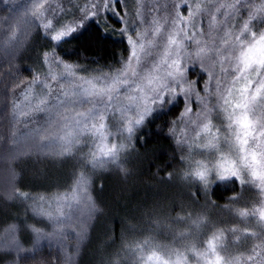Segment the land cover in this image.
Segmentation results:
<instances>
[{"label":"trees","instance_id":"1","mask_svg":"<svg viewBox=\"0 0 264 264\" xmlns=\"http://www.w3.org/2000/svg\"><path fill=\"white\" fill-rule=\"evenodd\" d=\"M71 2L74 0H46L45 8L49 11L45 18L61 15L63 23L77 21L83 15L82 4L70 17H64L60 11ZM226 2L230 0H208L205 6L211 9L217 3ZM138 3L143 7L138 9ZM243 3L246 7L235 18L229 17L233 32L248 19L249 11L264 5V0H243ZM122 4L125 12L126 7L127 13L132 15L139 10L145 19L150 13L159 16L164 10L159 7L161 4L171 7L169 0H122ZM33 7L32 0H0V237L10 229L16 245V250L0 248V264H139V253L133 251L134 246L148 238L151 244L154 241L170 244L173 239L167 234L175 226L173 221L177 217L190 221L200 216L217 228H237L239 219L246 220L238 212L244 209L251 212L252 207L259 206L261 193L258 189L234 180L210 179L205 187L190 176L185 182L179 178L188 172L192 157L186 158L176 141L181 131L190 136L193 125L203 119V115L197 119L196 114L202 113L200 98L204 96V84L208 83L207 72L193 68L192 62L188 63L187 75L188 79L195 80L200 98L193 95L188 101L191 113L182 119L185 105L177 104L163 118L153 113L130 137L117 135L115 142L124 145L118 164L93 168L86 163L90 145L83 137L70 154H62L59 144L53 143V133H57L60 121L48 129V135L43 139L28 135L31 129L46 126L42 119L46 114L33 111L30 115L16 117L13 108L18 104L17 111L24 109L28 103L26 95L34 101L42 92L41 83L49 73L56 80L49 79L48 83L53 87L60 83L65 70L51 62L53 54L63 63L77 66L75 72L78 73L69 77L71 80L100 73L111 75L122 68L130 56L129 44L117 34L120 20L115 15L106 12L99 20L103 33L88 20L73 33V36L79 34L78 39L54 47L38 26L40 22L31 15ZM215 14L219 22L221 14ZM132 18L127 16L126 22L135 26L138 19ZM201 27L206 35V23ZM249 27L254 31L264 30V14L257 12ZM222 28L223 25L218 23V29ZM45 52L49 53L48 64L43 61ZM204 68L213 74V79L219 73V68L210 61L205 60ZM37 76L39 82L34 83ZM29 85H32L30 91ZM208 86L211 91L213 84ZM73 87L69 83L63 84L65 91H72ZM214 100V96L209 97L210 106ZM109 122H112L111 116ZM115 123L118 127L119 119ZM174 123L175 134L171 131ZM109 142H112L111 137ZM81 174L88 179L90 200L82 201L79 206L73 204L71 208L65 206L64 213L71 215L69 221L54 228L47 217L34 214L33 209L43 203L40 197L48 202L45 207L54 212L56 206L52 201L68 193ZM206 205L207 209L203 210ZM149 222L164 223V227L151 230ZM260 224L264 227V223ZM250 226L249 223L245 228L259 234L257 244L264 246V232L258 225L256 228ZM144 250L146 252L147 248ZM249 252L248 241H243L237 243V253L233 256L248 255ZM186 255L189 264H194V257L188 252ZM256 259L259 261L260 257Z\"/></svg>","mask_w":264,"mask_h":264},{"label":"snow or ice","instance_id":"2","mask_svg":"<svg viewBox=\"0 0 264 264\" xmlns=\"http://www.w3.org/2000/svg\"><path fill=\"white\" fill-rule=\"evenodd\" d=\"M32 2L31 15L40 22L38 26L54 47L78 39L79 34L73 36V33H77L88 20L103 33L99 20L106 12L115 15L120 20L117 34L130 45V58L111 75L100 73L94 77L71 80L69 77L76 76L77 66L63 63L53 54L51 62L65 70L60 83L55 87L48 83L49 79L56 80L49 73L41 83L42 92L36 95L34 101L26 95V107L17 111V104L13 108L16 117L30 115L33 111L46 114L42 117L46 126L31 129L28 135L43 139L48 135V129L60 121L57 133H53V143L59 144L62 154H70L81 143L82 137H88L90 148L86 163L93 168L118 164L124 145L115 142L117 135L130 137L153 113L163 118L177 104L185 105L182 119L191 113L188 101L193 95L200 98L195 80L188 79L187 75L188 63L192 62L193 68L199 67L207 72L208 83L202 88L204 96L200 98V103L203 108L196 118L200 119L203 115V119L197 125L194 137L191 142L189 138H178L176 141L181 147L188 146L190 156L192 149L196 148L199 150L197 155L203 157L196 159L192 156L186 176L205 187L209 177L220 182L234 180L240 185L251 184L264 196V30L254 31L249 27L257 12L264 14V5L249 11L248 19L238 31L233 32L229 17L235 18L246 7L243 0L217 3L211 9L202 7L203 0H169L171 7L161 4L159 7L164 10L159 16L150 13L145 19L141 11L134 12L133 17L138 19L135 26L126 22L128 13L124 11L122 0H85L81 9L83 15L72 24L63 23L55 17L46 19L45 13L49 11L45 8L46 0ZM142 7L138 3V9ZM221 9L224 11L221 12ZM215 13L221 14L219 22ZM205 17L208 19L205 20ZM202 23L207 25L206 35ZM218 23L223 25L222 29H218ZM205 60L219 68L215 79L204 68ZM43 61L50 63L48 52L43 54ZM192 75L195 77V71ZM38 82L37 76L34 83ZM64 83L74 85L72 91H65ZM208 84H213L211 91ZM31 88L32 85H29L28 91ZM210 96L215 97L211 106ZM124 99L131 103L125 104ZM213 112L223 123L225 132L213 123ZM117 119L118 127L115 123ZM171 131L176 133L175 123ZM201 136L203 141L196 143ZM109 137L112 138L111 143ZM222 144L224 147H221ZM181 159L185 157L181 156ZM87 189V177L78 175L69 192L52 201L56 206L54 212L45 207L48 202L43 197L39 198L43 203H39L33 212L47 217L53 227L58 228L71 219V215L63 211L65 206L71 208L73 204L79 206L82 201L90 200ZM238 215L255 216L258 222L264 223V199L251 212L244 209ZM191 223L199 228L204 218L198 217ZM229 231L236 233L237 230ZM247 234L256 236L253 232ZM224 235L223 230L214 231L202 248L193 245L185 250L168 249L146 240L137 243L133 251L139 253V264H189L186 252L192 254L194 264H248L249 261L264 264V256H261L264 246L254 245L248 255L232 256L225 248ZM257 257H260L259 261Z\"/></svg>","mask_w":264,"mask_h":264},{"label":"rangeland","instance_id":"3","mask_svg":"<svg viewBox=\"0 0 264 264\" xmlns=\"http://www.w3.org/2000/svg\"><path fill=\"white\" fill-rule=\"evenodd\" d=\"M75 1H78V2H75ZM190 2H192V0H190ZM207 2H208V0H203L202 7H204L207 4ZM71 3L72 4H70V6H69V4H67L66 7H63V8L60 9L61 14L64 17H70L71 15H73L78 9H80V5L81 4L84 6L85 0H74V2H71ZM78 3H79V5H78ZM125 10L128 12V8L127 7L125 8ZM127 16H128V18L133 19L132 18V16H133L132 14L128 13ZM61 17H62L61 15H59V16L57 15L55 18L60 19ZM134 39H135V37H134ZM129 58H130V56H129ZM75 73L77 75L78 72L76 71ZM133 95H135V93H133ZM123 102L125 104L126 103H131V101H128L126 99H124ZM212 119H213V123L217 127H220L222 132L226 131L224 129V127H223V123L217 119V116H216L215 112L212 113ZM192 122H195V121H192ZM196 123L197 124L193 125V128H192L193 132L191 133L190 136L184 134V135L180 136V138L181 139L189 138V141L191 142L190 138L194 137L195 129H196L197 125L200 124L198 122H196ZM83 139H85V141L88 142V137H83ZM202 141H203V136H201L200 140L196 141V143H200ZM88 144L90 145L89 142H88ZM221 147H224V145L222 144ZM181 148H182V150H181ZM180 150L185 153L186 158L187 157L191 158L194 153L195 154L193 156H195L196 158L197 157H201L202 158V156L197 155V152L199 150H197L196 148L192 149L191 156L189 155L188 146L187 145H185L184 147L180 146ZM186 177L187 176L184 174V175H181V177H179V178H180V180L185 182L186 181ZM210 179L214 180V177H209V180ZM251 186L254 187L256 190L258 189L254 185H251ZM259 192H260V190H259ZM262 199H264V196L261 195V200ZM260 201H259V203H260ZM253 208L254 207H252V209ZM205 209H207V205L204 207L203 210H205ZM198 217H200V216H196L194 218H191L190 221H188L187 218H185V217H177V218H175V220L173 221L175 226L173 225L172 228L170 229L171 231L167 234L168 237H172L173 241L170 244H167V243L159 244L158 242L154 241L155 243L153 242V244L159 245L160 247H166L168 249L179 248L181 250H185L186 248H188L190 246H193V245L195 247H197V248H202L204 246L205 240L209 236H211V234L214 231L223 230L224 234H225L224 235L225 248L227 249V253L229 255L233 256L235 253H237V243H240V242H243V241H248L249 251L252 249V247L254 245H258L257 244V240L260 238L259 234H257L255 237L249 236L247 233L250 232V230H247L245 228V225H247V224L249 225V223H250L251 224V226H250L251 228L252 227L256 228L255 226L258 225L259 228L261 229L260 231L262 233L264 232V227H262L260 222H258V218L255 217V216H251V215L245 217L246 220L239 219L240 224H237L238 225L237 228H229V227H223V228L219 227V228H217V226L215 224H210V223L206 222L205 218H204V223L202 225H200L199 228H197L194 224L191 223V221L197 219ZM154 223L153 222L151 224H150V222L148 223L151 226V230L157 231V230H160L161 228L164 227V223H162L160 225H158V223L157 224L156 223L154 224ZM152 225H153V227H152ZM229 229H236L237 231H236V233H233V232L229 231ZM6 232H7L6 234H4L3 236L0 237V240H1L0 241V248H7L8 250L9 249L16 250L15 239H14V237H12L13 236L12 232L10 231V229L7 230ZM181 234H183V235H181ZM237 236L239 237L238 239H237ZM187 237H190V239H187ZM148 239H149L148 241L151 243L150 238H148ZM188 253L191 254L190 252H188Z\"/></svg>","mask_w":264,"mask_h":264}]
</instances>
